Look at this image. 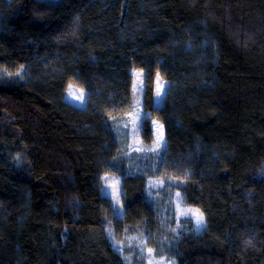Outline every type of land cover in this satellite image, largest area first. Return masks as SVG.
Returning <instances> with one entry per match:
<instances>
[{
  "label": "trees",
  "instance_id": "1",
  "mask_svg": "<svg viewBox=\"0 0 264 264\" xmlns=\"http://www.w3.org/2000/svg\"><path fill=\"white\" fill-rule=\"evenodd\" d=\"M0 68V264H125L109 228L160 237L146 174L122 173L121 216L102 192L135 68L141 139L162 124L157 171L205 220L170 255L264 264V0H0Z\"/></svg>",
  "mask_w": 264,
  "mask_h": 264
},
{
  "label": "rangeland",
  "instance_id": "2",
  "mask_svg": "<svg viewBox=\"0 0 264 264\" xmlns=\"http://www.w3.org/2000/svg\"><path fill=\"white\" fill-rule=\"evenodd\" d=\"M22 71L23 69L16 72V74H21ZM132 71V108L129 112L111 119V127L119 144V150L110 163L109 171L102 176V192L111 198L114 213L121 216L124 211L122 173L143 172L146 174L149 180L147 194L157 207V229L158 231L160 230L161 234L160 237L156 231H148V233L143 234L140 231L142 228L137 227L125 231V233L117 238L112 229L109 228V237L112 246L121 254L125 264H176V260L170 255V251H168L170 238L177 236L179 231L200 232L204 228L205 220L203 225L198 226L195 216L191 213L187 217L180 215L182 209L196 210L199 208L185 203L181 192L175 186V180L170 176L159 175L157 171V157L165 144V139H163L159 149L156 147L157 127L162 124L153 119V140L149 143H144L141 139L140 122L143 116H148L149 113L143 111L141 104L143 69L135 68ZM1 73L7 72L0 68ZM167 85V81L163 80L160 74L157 73L155 78V105L159 106L162 104ZM158 89L161 93L160 96L157 95ZM81 94L84 99H76ZM64 98L74 105L83 106L86 92L75 84L69 83L65 89ZM137 115L139 119L136 121V130L133 131L132 121ZM154 121H157L158 124H154ZM137 149H142V151H137ZM153 149L156 150L153 151ZM177 192L181 194L179 198L176 195ZM199 212L202 213L200 209ZM153 237H156V241L153 245H150L149 240ZM149 249H152L151 253H149Z\"/></svg>",
  "mask_w": 264,
  "mask_h": 264
},
{
  "label": "snow or ice",
  "instance_id": "3",
  "mask_svg": "<svg viewBox=\"0 0 264 264\" xmlns=\"http://www.w3.org/2000/svg\"><path fill=\"white\" fill-rule=\"evenodd\" d=\"M160 94H161V93H160V90L158 89V91H157V95L160 96ZM70 95H71V94H70ZM76 99H78V100H83L84 97H83V95L81 94V95L77 96ZM138 119H139V116L137 115L136 118L132 121V123H133V131L136 130V121H137ZM153 123H154V124H158L157 121H154ZM162 129H163V126H162V125H159V126L157 127V133H158V135H157V142H156V147H157V149H159V147H160V145H161V142H162L163 139H164V134H163V130H162ZM155 150H156V149H153V151H155ZM137 151H142V149H137ZM176 195H177V197L179 198L181 194H180L179 192H177ZM190 213H191L193 216H195L196 223H197L198 226H199V225H203V223H204V216H203L202 213L199 212V209H196V210L182 209V210L180 211V215H181V216H185V217L189 216ZM148 251H149V253H151V252H152V249H149Z\"/></svg>",
  "mask_w": 264,
  "mask_h": 264
}]
</instances>
